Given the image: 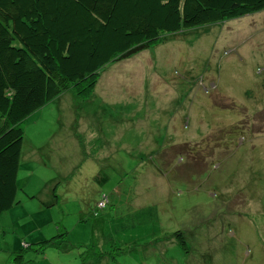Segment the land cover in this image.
I'll return each mask as SVG.
<instances>
[{
	"label": "rangeland",
	"instance_id": "obj_1",
	"mask_svg": "<svg viewBox=\"0 0 264 264\" xmlns=\"http://www.w3.org/2000/svg\"><path fill=\"white\" fill-rule=\"evenodd\" d=\"M75 89L22 123L0 264L63 231L28 264H264V10L163 34Z\"/></svg>",
	"mask_w": 264,
	"mask_h": 264
},
{
	"label": "trees",
	"instance_id": "obj_2",
	"mask_svg": "<svg viewBox=\"0 0 264 264\" xmlns=\"http://www.w3.org/2000/svg\"><path fill=\"white\" fill-rule=\"evenodd\" d=\"M263 10L264 0H0V216L18 203L21 126L34 111L71 88L89 97L104 67L163 34ZM174 235L186 249L181 233ZM66 238L63 231L24 244L9 264H28L26 250L61 249Z\"/></svg>",
	"mask_w": 264,
	"mask_h": 264
},
{
	"label": "built area",
	"instance_id": "obj_3",
	"mask_svg": "<svg viewBox=\"0 0 264 264\" xmlns=\"http://www.w3.org/2000/svg\"><path fill=\"white\" fill-rule=\"evenodd\" d=\"M104 199L105 198L103 197L102 198V201L98 203V207H101V208L103 207V205H104Z\"/></svg>",
	"mask_w": 264,
	"mask_h": 264
},
{
	"label": "crops",
	"instance_id": "obj_4",
	"mask_svg": "<svg viewBox=\"0 0 264 264\" xmlns=\"http://www.w3.org/2000/svg\"><path fill=\"white\" fill-rule=\"evenodd\" d=\"M20 159H21V156H20Z\"/></svg>",
	"mask_w": 264,
	"mask_h": 264
}]
</instances>
